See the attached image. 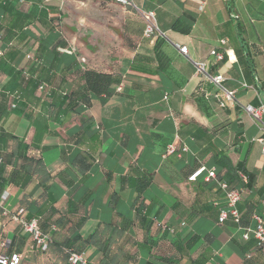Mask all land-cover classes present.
<instances>
[{
	"label": "crops",
	"instance_id": "obj_1",
	"mask_svg": "<svg viewBox=\"0 0 264 264\" xmlns=\"http://www.w3.org/2000/svg\"><path fill=\"white\" fill-rule=\"evenodd\" d=\"M2 1L0 192L7 197L1 207L22 208L27 221L53 235V244L39 252L16 221L0 214V242L9 243L7 249L0 244V253L23 254L20 264H67L61 247L71 244L88 264H105L106 257L110 264H169L154 257L172 264H264L230 219L217 222L225 201L214 182L187 180L199 166L222 176L221 156L232 167L243 164L255 178L237 204L242 223L251 228V214L264 215L258 142L264 134L242 109L264 102V0H129L127 6L49 0L54 21L44 16L22 28L16 12L35 10L44 0H11L9 13ZM147 12L160 31L149 39L143 36ZM58 41L72 54L55 59L51 48ZM215 48L229 50L217 64L210 57ZM33 56L43 68L30 63ZM192 62L223 74L240 105L220 108L211 96L194 98L204 79ZM84 69L117 74L121 83L104 102L69 103L76 72ZM26 70L34 77L25 82ZM40 83L47 87L39 90ZM169 145L172 154H166ZM142 176L141 197L153 221L148 235L157 242L150 253L138 247L144 225L135 215L134 184Z\"/></svg>",
	"mask_w": 264,
	"mask_h": 264
},
{
	"label": "built area",
	"instance_id": "obj_2",
	"mask_svg": "<svg viewBox=\"0 0 264 264\" xmlns=\"http://www.w3.org/2000/svg\"><path fill=\"white\" fill-rule=\"evenodd\" d=\"M45 2L49 0H44ZM122 5H130L129 0H113ZM143 19L145 21V29L143 32V36L146 39L152 38L153 36L160 35V31L158 30L155 23V16L153 12H147L143 14ZM226 44V40H221L220 45L224 46ZM58 51L63 54H72V51H68L66 49L59 48ZM180 51L183 54H186L185 48H180ZM229 53V50L224 48L222 51L218 49H212L210 52V57L212 58L213 64H217L224 60V56ZM3 51L0 49V56H2ZM32 65H38L39 62L36 58L30 59ZM83 61V59H81ZM197 74L202 76V78L208 82L212 88L214 89L213 93H209L205 95V98L211 96L217 103L220 108H234L237 105H240L237 97L236 91L227 89L224 86L225 78L223 74L216 73L211 74L208 72L206 64L202 62H192ZM27 70L24 71L26 74ZM47 86L46 84H39L38 89L43 90ZM244 87H246L244 85ZM243 111L250 116L258 125L260 133L264 134V102L261 101L258 106H253L251 104H246L242 106ZM258 142L261 144V151L264 154V137L258 138ZM186 149L182 147L180 149L179 154L183 153ZM175 151V147L173 145H169L166 150V154H172ZM198 177H202V181L205 184L214 182L215 186L218 190L223 194L225 201V209L219 210L218 220L219 224H222L226 220L230 219L234 224H240L241 214L237 210V204L240 202L242 198V194L245 189H230L228 184L220 179L216 173L215 168H205L204 166H199L193 170L191 175L187 178L188 181H195ZM240 177L243 183H246V177L243 174H240ZM7 194H0V214L6 218H10L16 221L23 232L28 234L34 248L40 252H44L47 250L49 238L47 235L42 234L38 223L36 220L27 221L25 219V211L20 208L14 213H10L1 207L2 202L6 199ZM251 218L254 220L255 224L253 227H241L238 228L241 230V238L244 241L250 240V238L254 242V253L264 256V221L263 218L258 214H252ZM1 247L4 249L8 248L9 243L6 241L0 242ZM252 254L248 253L245 255V259L251 258ZM24 255L19 254H11L10 256L6 254L0 253V264H20L23 260ZM68 264H88L83 253H75L70 252L67 258Z\"/></svg>",
	"mask_w": 264,
	"mask_h": 264
},
{
	"label": "trees",
	"instance_id": "obj_3",
	"mask_svg": "<svg viewBox=\"0 0 264 264\" xmlns=\"http://www.w3.org/2000/svg\"><path fill=\"white\" fill-rule=\"evenodd\" d=\"M15 1L16 2H25V1L27 2L29 0H15ZM1 5L3 7L4 13H9V10L13 7L11 0H4V1H2ZM51 11L52 10L48 5L44 4L41 1L37 2V5L35 6V10H31L30 12H27V13L16 12V15L20 17L19 26L21 28L24 26H27L30 21H33L36 19L39 21H42L44 16L50 22H53L54 19L48 18V13H52ZM176 27H177V22H175L173 25V28H176ZM0 40H1V33H0ZM59 42L60 41L55 43V45H53V47L51 48L53 51V55H54L53 57L55 59L61 57V55H62L58 51V49L65 46L63 44L59 46ZM61 49H64V48H61ZM155 54L159 59H161V55L159 54V50H158V44L155 45ZM32 58H36L38 60L39 64L36 65L38 70L43 68V62H42L41 58H39L37 56H33ZM29 71L30 70H27L26 74L24 72H22V77H23L22 80L25 82L29 81L30 79H32V77H34V75L31 74ZM208 72L211 74L218 73L216 71H213L212 69L208 70ZM76 74H77L78 86H77L76 90H74L71 94H69L68 100H69V103H71V102L77 103L78 102V103L83 104L86 107L90 105V101H91L92 97H98L101 99L102 102H104L106 99H108L112 95L111 88L119 86L121 83V77L117 74H105V73H101V72H96V71L91 70V69L79 70L76 72ZM204 83H207V82L205 80H203L202 83L200 84V86L196 89V91L193 94L194 98H196V99H198L199 97L205 98V95L209 94V92L205 90ZM38 87H39V84L37 85V88ZM10 108L15 109L16 105L10 104ZM216 159H217L216 163L218 165H220V168L222 170H224V174L222 176L218 175V177L220 179L224 180L228 184L230 189L250 190V188L252 187L254 178H255V175L253 173L247 172L245 167L243 166V164H240V163L237 164L235 167H232L229 160L224 156L218 157ZM1 166H2V160L0 158V172H1ZM238 172H240V174H243L246 177V180H247L246 183H243V181L240 177V174L238 175ZM238 184L241 185L240 188L237 187ZM146 185H147V178H145L144 176L137 178V182L134 184L135 189L137 191V198L135 200V204L137 207L135 209V215H136V219H137L138 223L144 225L143 241L141 244L138 245V247L139 248H146L148 250V252L150 253L152 251V249L156 246L157 242H156V240L152 239V237H150L148 235L149 228L151 227L153 221H152V218H150V216H149V209L144 205L143 199L141 197L142 192H143L144 188L146 187ZM218 191L220 192V190H218ZM0 194H1V192H0ZM222 196H223V194H222ZM252 214H254V212ZM252 214H251V216H252ZM258 215H260V214H258ZM260 216L263 218V221H264V215H260ZM217 220H218V217H217ZM38 226H39V223H38ZM239 226L248 227L242 223V217L240 218V224L236 225V227H239ZM39 228H40L42 234L47 235L49 238L47 250L44 252H41V253H46V252H48L51 245L53 244V235L42 231L40 226H39ZM94 238H96V234L89 236V238L86 241L91 242V241L95 240ZM75 240L76 241L72 242V244H75L77 242V238H75ZM187 243H189V242H187ZM252 244H253L252 247L254 249L253 240H252ZM74 246L75 245L70 244V245H64L61 247V253L63 254L66 262H67V258H68V255L70 252L82 253V251L80 249H76ZM5 254L10 256L11 254H19V253L18 252H12L10 254H7V253H5ZM154 259H157L158 261L163 262V263H169V264L171 263L172 264V261H170L169 258H166V257H159V258L154 257ZM109 260H111V258L106 257L104 260V263L110 264ZM146 264H153V263L150 261H147Z\"/></svg>",
	"mask_w": 264,
	"mask_h": 264
},
{
	"label": "rangeland",
	"instance_id": "obj_4",
	"mask_svg": "<svg viewBox=\"0 0 264 264\" xmlns=\"http://www.w3.org/2000/svg\"><path fill=\"white\" fill-rule=\"evenodd\" d=\"M44 4H49L50 3V1H47V2H43ZM57 26H60L59 24H57Z\"/></svg>",
	"mask_w": 264,
	"mask_h": 264
}]
</instances>
